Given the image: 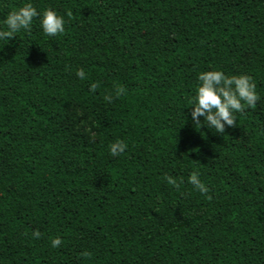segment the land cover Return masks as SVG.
<instances>
[{
  "label": "trees",
  "instance_id": "obj_1",
  "mask_svg": "<svg viewBox=\"0 0 264 264\" xmlns=\"http://www.w3.org/2000/svg\"><path fill=\"white\" fill-rule=\"evenodd\" d=\"M28 2L65 31L0 41V264H264V0H0V29ZM209 70L260 96L222 134L191 120Z\"/></svg>",
  "mask_w": 264,
  "mask_h": 264
},
{
  "label": "clouds",
  "instance_id": "obj_2",
  "mask_svg": "<svg viewBox=\"0 0 264 264\" xmlns=\"http://www.w3.org/2000/svg\"><path fill=\"white\" fill-rule=\"evenodd\" d=\"M35 19L39 20L40 28L46 36L55 37L65 31L64 16L54 8L46 7L38 10L33 3H25L17 10L7 12L0 29V41H9L21 30L28 31ZM76 76L84 80L86 74L83 69L76 71ZM197 87L195 94L188 103L191 105V120L195 126H202L200 118H203V126L215 133H224L226 127H232L236 122V114L243 111L244 106L253 107L259 101L260 96L256 91V85L247 75H226L221 70L202 71L197 74ZM91 87H96L93 84ZM128 145L117 140L109 147L110 155L119 156L126 152ZM164 180L174 187L182 184L183 178L165 175ZM188 183L195 191L206 194L208 188L199 177L198 173H192L188 177ZM33 236L39 239V231L33 232ZM61 244L59 238L52 239L53 248Z\"/></svg>",
  "mask_w": 264,
  "mask_h": 264
},
{
  "label": "rangeland",
  "instance_id": "obj_3",
  "mask_svg": "<svg viewBox=\"0 0 264 264\" xmlns=\"http://www.w3.org/2000/svg\"><path fill=\"white\" fill-rule=\"evenodd\" d=\"M75 115H77V119H79L80 121L77 127L75 128V131H83L84 133L92 137H95L96 136L95 127L92 121L90 120V118L85 116L84 111L78 109L75 112Z\"/></svg>",
  "mask_w": 264,
  "mask_h": 264
}]
</instances>
